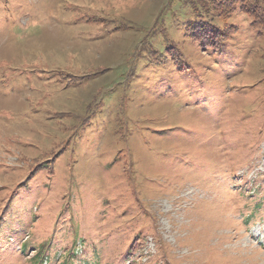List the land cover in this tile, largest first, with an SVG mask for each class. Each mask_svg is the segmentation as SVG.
Wrapping results in <instances>:
<instances>
[{
	"label": "rangeland",
	"instance_id": "374dc122",
	"mask_svg": "<svg viewBox=\"0 0 264 264\" xmlns=\"http://www.w3.org/2000/svg\"><path fill=\"white\" fill-rule=\"evenodd\" d=\"M209 1L0 0V264H264V31Z\"/></svg>",
	"mask_w": 264,
	"mask_h": 264
},
{
	"label": "trees",
	"instance_id": "16d2710c",
	"mask_svg": "<svg viewBox=\"0 0 264 264\" xmlns=\"http://www.w3.org/2000/svg\"><path fill=\"white\" fill-rule=\"evenodd\" d=\"M191 6V3H185ZM191 18L187 21L184 27V36L195 44H198L200 49L214 56H223L229 50L227 44L231 42L229 28L216 24L218 18L225 20L232 14L239 13L250 21V26L264 31V0H211L207 5H194ZM166 58V60H165ZM169 63L175 68L178 73L185 74V82H197L199 77L198 71L186 62L180 51L173 44L165 45V53L155 59L150 60V63L155 65H163ZM261 79L258 81L264 84V66L261 70ZM189 76H191L189 78ZM194 84V83H193ZM188 87L191 88L190 85ZM264 87V86H263ZM172 89V88H171ZM168 92H172V90ZM196 89L192 87V92ZM260 204H257L259 206ZM246 222L248 219L245 220ZM43 259L34 264H42Z\"/></svg>",
	"mask_w": 264,
	"mask_h": 264
}]
</instances>
